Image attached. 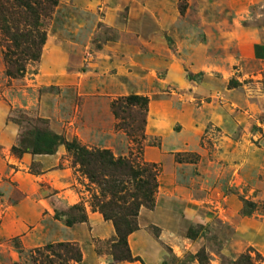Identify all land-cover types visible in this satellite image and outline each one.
Listing matches in <instances>:
<instances>
[{"label": "rangeland", "instance_id": "rangeland-1", "mask_svg": "<svg viewBox=\"0 0 264 264\" xmlns=\"http://www.w3.org/2000/svg\"><path fill=\"white\" fill-rule=\"evenodd\" d=\"M36 1L45 41L37 61L18 58L15 78L2 26L33 29L13 0L2 6L0 264H57L64 253L49 247L62 243L79 249L81 264H153V254L158 264H233L244 255L264 264V0ZM132 95L148 100L142 132L127 129L135 108L123 111L125 125L111 109ZM45 132L108 152L133 172L154 165L153 205L133 204L140 176L106 168L95 183L64 146L30 154ZM243 201L255 206L249 216ZM102 213L151 239L146 263L131 253L136 231L127 244L139 261L113 259L125 249L114 248ZM92 214L112 237L93 236Z\"/></svg>", "mask_w": 264, "mask_h": 264}, {"label": "trees", "instance_id": "trees-1", "mask_svg": "<svg viewBox=\"0 0 264 264\" xmlns=\"http://www.w3.org/2000/svg\"><path fill=\"white\" fill-rule=\"evenodd\" d=\"M15 2V6L17 8L24 9L22 11L21 17H23V22L27 23L28 26L32 27V32L23 33L19 32L18 27L15 25V21L12 24H8L7 26H2L5 29L6 34L8 35V39L10 41V48L7 49V54H5L4 59L7 65L6 74L8 77L15 78L22 74L23 70L20 68V62L18 58L24 56L28 58L29 61L35 62L39 59L40 49L43 45L45 39L44 35L38 33V22H39V10L36 12L31 9V0H13ZM41 1V0H39ZM45 3H50V5H55L56 2L53 0H42ZM10 0H0V22L5 23V9L2 8L3 3L8 4ZM34 4H37V1L34 0ZM15 20V19H14ZM17 23V22H16ZM36 32V35L31 37V34ZM28 44L27 48L24 51H21V44ZM189 80H193L189 78ZM147 98L141 96H129L127 98L116 100L112 103L111 109L113 111V115L122 121V125H125L126 118L122 114H124V110L126 108H135V116L132 119V123H135L136 126L134 128L127 127L130 129L129 131H139L142 132L145 126V119L147 114L148 100ZM124 106V107H123ZM123 109V110H122ZM126 127V126H125ZM64 146L67 151H72L74 153L75 163L78 164L81 168V172L88 178L89 181L97 183L99 181V171L103 172L105 169L114 168L118 169L122 172L127 173V175L135 180L137 177H142V180H139V187H136V193L132 196L134 200L133 204L140 200L142 205H146L151 207L153 205V196L157 189L156 184V176L157 171L155 166H149L147 168H143L138 172H133L132 168L122 161L113 162L110 159V155L108 152H87L78 146H75L74 143L65 142L61 137L56 136L53 133H41L37 137L34 138V144L31 150L32 155H54L57 147ZM18 147L12 148V153L21 154L22 152H18ZM115 192V191H114ZM141 205V204H140ZM254 205L250 202L243 201V214L245 216H249L250 213H247L246 210L250 208L254 209ZM103 219L105 221H109V219L105 213H102ZM131 217H136V215H131ZM86 221V216L80 217L79 220L76 221H68L66 222L67 227H72L76 223H84ZM112 221V220H111ZM113 227L115 229L116 235L118 237V241L114 244V248L123 247L125 249L122 256H113V259L117 262H136L139 261L137 258H133L127 244V237L137 232L136 228L125 227L121 228L122 224H119L117 221H112ZM50 251L54 253L55 250H60L64 253L62 256H57V264H68L71 261L75 264H81L82 256L79 249L76 246L71 244H57L56 246H50ZM259 260L260 257L258 256ZM233 264H252V260L250 256H242Z\"/></svg>", "mask_w": 264, "mask_h": 264}, {"label": "crops", "instance_id": "crops-1", "mask_svg": "<svg viewBox=\"0 0 264 264\" xmlns=\"http://www.w3.org/2000/svg\"><path fill=\"white\" fill-rule=\"evenodd\" d=\"M40 157L41 156H36L35 158H37L38 161H43L44 158ZM88 224H90L92 227V234L94 237H98L100 239H107L109 237H112V235L114 234L113 228L109 223L104 222L101 218L93 217V214L89 215ZM129 244L132 255L141 257L146 263L144 255H142V249H144L145 247H150V249L153 251L151 239L144 232H137V234L135 233L132 235ZM153 257L154 258L152 260V263L158 264L159 255L153 254ZM103 264H106V262H103Z\"/></svg>", "mask_w": 264, "mask_h": 264}]
</instances>
